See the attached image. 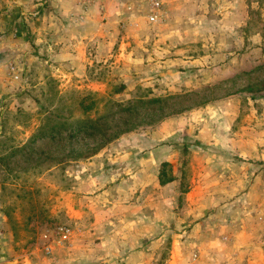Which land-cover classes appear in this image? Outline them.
I'll use <instances>...</instances> for the list:
<instances>
[{"label":"rangeland","instance_id":"obj_1","mask_svg":"<svg viewBox=\"0 0 264 264\" xmlns=\"http://www.w3.org/2000/svg\"><path fill=\"white\" fill-rule=\"evenodd\" d=\"M56 226L64 264L104 227L140 264H264V0H0V264Z\"/></svg>","mask_w":264,"mask_h":264},{"label":"crops","instance_id":"obj_2","mask_svg":"<svg viewBox=\"0 0 264 264\" xmlns=\"http://www.w3.org/2000/svg\"><path fill=\"white\" fill-rule=\"evenodd\" d=\"M78 42H80V40ZM77 46H78V43L76 47ZM70 63L72 67L75 68V73L81 72L83 68V66L81 65V61L74 58L70 61ZM100 179L101 178L98 177L97 182L95 183L92 181V184H91V186L93 185L92 193L94 194L92 195L93 197H91L92 198L91 200L95 202L101 201L102 199L107 197L109 194L108 192L109 186L106 187L104 184L100 185L102 183V181L99 182ZM165 184H169V182ZM120 188H121L120 190L122 191L124 190V187L120 186ZM106 208L108 211L109 204H108V207ZM99 228H100L99 225L94 226V224H92L82 229L77 228L76 232H78L79 234H90L89 237L92 238V235H94V233L97 232ZM105 231H106L107 238L101 237V240L99 242H96V244L94 243V241L92 242V244L87 243V249H86L87 252L81 251V254L79 252H76L74 253V257L70 255L69 258L65 259L66 263L67 264H137L138 262H140L137 260L136 257L142 258V256L144 255L143 254L144 250H140V249H138V251L132 250V248H130L129 246L130 243H128V241H118V240L115 241L114 240L111 242L110 241L111 238H109V234H108L109 228L104 227L102 228V230H100V232L102 233ZM80 244H83L81 240H79V246H77L78 250H84L80 247ZM73 247L74 246L72 245V243L63 244L58 248L55 247L51 251V253L45 254L44 256L43 255H40L39 257L37 256L35 258L36 259L35 262H32V264H44V263L45 264H64L61 261H56V256H52V254L56 251L57 252L60 251V249L70 250ZM75 254H77V256ZM26 262L28 261L26 260ZM27 264H30V263L28 262ZM142 264H143V261H142Z\"/></svg>","mask_w":264,"mask_h":264},{"label":"built area","instance_id":"obj_3","mask_svg":"<svg viewBox=\"0 0 264 264\" xmlns=\"http://www.w3.org/2000/svg\"><path fill=\"white\" fill-rule=\"evenodd\" d=\"M158 3L151 4L152 13L148 16V21L156 20ZM71 237V230L66 226H56L53 230H46L41 235V249L45 254L51 253L55 247H60L63 244L69 243Z\"/></svg>","mask_w":264,"mask_h":264},{"label":"trees","instance_id":"obj_4","mask_svg":"<svg viewBox=\"0 0 264 264\" xmlns=\"http://www.w3.org/2000/svg\"><path fill=\"white\" fill-rule=\"evenodd\" d=\"M170 180H171V178H169V179H167L165 181L158 180V183H159V185H162V184H164L166 182H169Z\"/></svg>","mask_w":264,"mask_h":264}]
</instances>
